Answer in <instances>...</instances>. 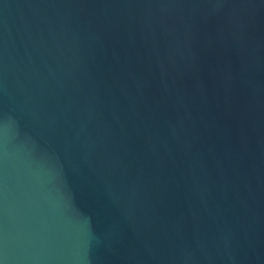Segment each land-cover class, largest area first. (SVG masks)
Here are the masks:
<instances>
[{
	"label": "water",
	"instance_id": "obj_1",
	"mask_svg": "<svg viewBox=\"0 0 264 264\" xmlns=\"http://www.w3.org/2000/svg\"><path fill=\"white\" fill-rule=\"evenodd\" d=\"M0 264H264V0H0Z\"/></svg>",
	"mask_w": 264,
	"mask_h": 264
}]
</instances>
